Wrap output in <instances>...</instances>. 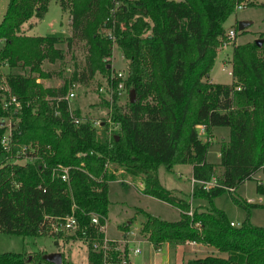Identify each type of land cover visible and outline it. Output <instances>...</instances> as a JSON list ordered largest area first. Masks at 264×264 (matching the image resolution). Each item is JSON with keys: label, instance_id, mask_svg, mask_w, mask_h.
<instances>
[{"label": "trees", "instance_id": "16d2710c", "mask_svg": "<svg viewBox=\"0 0 264 264\" xmlns=\"http://www.w3.org/2000/svg\"><path fill=\"white\" fill-rule=\"evenodd\" d=\"M50 1L8 0L0 22V69L9 70L0 72V233L49 236L56 245L81 240L87 264H131L127 245L105 242L100 226L109 216V183L138 179L143 194L180 211L178 220L167 221L135 208L143 216L139 233L155 248L194 241L217 252L181 264H264V226L250 221L251 209L260 204L235 193L258 172L264 174V30L257 38L260 45L256 39L233 45L231 83L209 79L225 37L223 24L237 4L254 6V0H56L70 17L72 36L22 33L31 17L43 18ZM75 38L86 47L88 76H105L111 89L109 114L100 126L70 108L65 96L73 79L59 87L37 82L49 77L45 61L62 58L58 45L65 41L70 47ZM114 46L127 60L123 80L113 74ZM120 82L134 93V101L129 98L124 107L118 104ZM9 93L19 107L4 106ZM200 127L207 136L213 127L229 129L218 164L206 159L209 142L201 139ZM22 146L27 152L35 148L29 161L16 160ZM186 164L195 179L190 192L161 184L160 165L171 171ZM212 177L219 185L204 189L202 181ZM260 180L255 190L264 197ZM223 192L246 212L239 225H231L213 203ZM194 199L207 204L192 207ZM69 216L75 228L54 230L53 223ZM45 253L0 252V264H52ZM61 255V264H75Z\"/></svg>", "mask_w": 264, "mask_h": 264}, {"label": "rangeland", "instance_id": "374dc122", "mask_svg": "<svg viewBox=\"0 0 264 264\" xmlns=\"http://www.w3.org/2000/svg\"><path fill=\"white\" fill-rule=\"evenodd\" d=\"M261 3H264V0H254V6L235 10L223 24L227 31L230 28L235 29V26H237L240 21L248 23L242 30L237 28L235 39L231 44L223 46L222 41L224 38L222 40L220 39L218 54L209 73V79L211 81L224 84L232 82L231 54L233 45L253 41L259 38L260 33L264 30L262 22L264 7L260 6ZM7 4L8 0H0V22L6 11ZM21 32L26 35L34 36H57L65 40L72 36L71 20L68 13L61 9L58 2L56 0H51L43 18L38 19L35 16L31 17L22 25ZM58 46L62 50V58L56 59L54 62L45 61L43 63V68L49 73V77L37 79V82L42 84L43 87H59L63 85L65 81L69 82L73 79L72 83L69 85V90L73 91L75 95L69 100L70 108L78 109L81 115L87 116L95 121L106 119L110 110L106 101L111 100V89L105 76L98 73L93 77L88 76L85 61L86 47L84 43L75 38L70 47H67L65 41ZM111 64L113 74L122 73L123 80L127 75V60L123 57L117 46H114ZM14 71L24 73L19 69H15ZM0 72L6 75L9 73V70L8 68L1 67ZM117 91L119 94L118 104L123 107L126 106L129 100V92L126 91L125 88L117 89ZM113 128L116 130L117 126L113 125ZM199 131L201 139L209 142L207 159L218 164L220 161V145L221 142L228 139L229 129L227 127H215V131L211 133L210 136L203 133L201 129H199ZM180 166L183 165H176L171 171H167L165 166L160 165L157 169L158 178L161 184L167 189L177 188L182 189L183 192H190L191 183L189 180L191 178V173L189 174V172H187V167L185 169V167ZM221 170V167L217 168L216 176L220 175ZM177 174H179V177ZM182 175H186L189 178ZM263 178L264 174L258 172L251 180H247L241 184L235 192L239 197L248 202L260 204L253 207L250 212V221L258 226H264V205H262L264 204V197L257 194L255 188L256 180H262ZM139 186L140 181L138 179L134 184H131L128 179L109 183V216L104 225L106 233H108L110 237H105L106 239L112 240L122 246L125 245V242L128 241V230L130 227L137 232L140 222L143 219L141 214L135 213V208L137 207L167 221H176L180 218V212L175 207L154 197L140 193L138 191ZM213 203L227 214L230 221L240 223L245 218V210L232 201L228 192H223L215 197ZM206 204L207 201L205 199L192 200V207ZM131 219L132 222H130ZM119 224H126V226L130 224V226L127 230L119 228V231ZM138 236L137 233V237ZM72 243H76V240L63 242L60 246V250L63 251L64 255L71 262L83 264L87 258L85 246H82L85 249L80 252L78 249H74ZM186 246L187 247H183V249L186 248L188 251V255H186L184 260L186 262L208 254L210 255L211 253L209 251H200L199 245L190 242ZM44 247L48 251L55 250V244L51 237L0 233V252H24L34 255L42 251L41 249ZM135 247L140 248L141 252L134 254L133 249ZM130 248L129 256L132 264H173L175 261H180L182 255L180 253L175 257L176 253L174 251H168L165 247H161L159 251H154L148 248L145 243H137L131 245ZM206 250L217 252L213 247H207ZM28 264L39 263L32 261Z\"/></svg>", "mask_w": 264, "mask_h": 264}, {"label": "built area", "instance_id": "2783aa9c", "mask_svg": "<svg viewBox=\"0 0 264 264\" xmlns=\"http://www.w3.org/2000/svg\"><path fill=\"white\" fill-rule=\"evenodd\" d=\"M245 7H246V4L243 3V2H241V3H239V4H237L235 6V10H241V9H243ZM235 36H236V30L234 28L228 29L226 31V33H225V37H224V39L222 41V45L223 46H226L227 44H231L232 41L235 39ZM117 76L120 77V78L123 77L122 76V73H118ZM117 89L118 90L119 89H123V82H120L118 84ZM5 91H8V88L7 87H4L3 92H5ZM74 95L75 94H74L73 91L68 90L65 98L68 99V100H70V99H72V97H74ZM10 105H14L16 107H19V101H18V99L14 95H11L9 93L8 98L7 97L6 98L4 97V106L5 107H9ZM100 124H102L101 121H99V120H97V121L93 120V125L100 126ZM199 129H201V131L203 132L202 127H200ZM199 133H200V131H199ZM9 136H10V129L8 130V132H6L4 134L3 139H2V144L5 145L6 143H8ZM33 152H35V148L31 147L30 150H29V152H27V146H22L20 148V150L18 151V154H19L20 157L19 158H16V160H19V161H29L30 158H31V156H32V154H33ZM66 177H67V169L66 168H63L62 171H61V178L63 180H65ZM258 182L264 184V180L263 181L260 180ZM190 183H191L190 186H191V189H192L193 184L195 183V179H193L191 177ZM202 184H203V188L204 189H208L209 187L219 185L218 184V180L215 177H212L209 181H204V182L202 181ZM188 213L191 214L192 211L190 210ZM91 221H92V223L97 224L98 223L97 216H93ZM230 224L231 225H239V223H235V222H232V221L230 222ZM52 225H53L54 230H58V229L71 230V229L75 228L76 221H75V219L73 217L69 216V217L63 218V220H61V222L58 225H56L54 223ZM100 230L105 231V225H101L100 226ZM104 241L106 242L107 239L105 238ZM190 242L195 243L194 241H190ZM103 246L105 247V244ZM93 248L96 249V250H99V247H97V245H95V244L93 245ZM139 251L140 250L138 248L133 249V253L134 254L139 253ZM42 264H44V263H42Z\"/></svg>", "mask_w": 264, "mask_h": 264}, {"label": "crops", "instance_id": "0c3cea01", "mask_svg": "<svg viewBox=\"0 0 264 264\" xmlns=\"http://www.w3.org/2000/svg\"><path fill=\"white\" fill-rule=\"evenodd\" d=\"M211 81V80H210ZM212 82H214V81H212ZM215 131V127H213L212 128V130H211V133H213ZM228 136H229V134H228ZM213 137V136H212ZM210 138V137H209ZM207 157H208V152H207V156H206V159H207ZM207 161L208 162H211V161H209L208 159H207ZM211 163H213V162H211ZM180 167H185V169H186V167H187V172H189V174L191 173V170H192V167H191V165H188V164H186V165H183V166H180ZM178 170V169H177ZM177 170H176V173H177ZM168 171V170H167ZM179 174H177V176H178ZM182 176H185V177H188V176H186V175H182ZM179 177V176H178ZM189 178V177H188ZM190 180H191V178H190ZM189 180V181H190ZM118 181V180H117ZM131 183V182H130ZM132 184V183H131ZM134 184V183H133ZM141 187H142V185H141V183H140V186H139V188H138V191L140 192V193H142L141 191H140V189H141ZM188 188V187H187ZM170 190H174L175 192L176 191H180V192H182V193H187L186 191L185 192H183L182 191V189H170ZM143 194V193H142ZM177 209V208H176ZM178 210V209H177ZM179 211V210H178ZM180 212V211H179ZM131 222V221H130ZM232 222H234V221H232ZM235 223H239V222H235ZM131 224V223H130ZM119 230V229H118ZM120 231V230H119ZM128 241L127 242H125V245H127V247H128V251L130 252V247H131V245H135V244H137V243H145L146 245H147V247L148 248H151V249H153L154 251H159L160 250V248L161 247H165L168 251H174L176 254H175V257H176V255L177 254H182L181 255V257L180 256H178V257H180V261H175V263H173V264H181V263H183V262H186V261H184L185 260V258H186V255H188V251H187V249L185 248V249H183V247H187L186 245L189 243V242H186V243H183V244H171V243H163L162 245H160L158 248H155L148 240H147V238L144 236V235H142V234H140L139 233V229H138V231L136 232L135 230H133V229H131V227H130V229L128 230ZM105 233H106V230H105ZM137 233H138V237H137ZM120 234H121V232H120ZM109 235H108V233H106L105 234V237L107 238ZM110 237V236H109ZM126 237H127V235H126ZM111 238H114V237H111ZM53 239V238H52ZM62 243H63V241H61V240H59L58 241V244L56 245L55 243V250H53V251H48L45 247L43 248V249H41V250H44V251H46V253H45V255L46 254H48V253H52V252H59L60 254H61V252H62V250H60V246L62 245ZM128 243V244H127ZM190 243H192V242H190ZM192 244H196V245H199L198 247L200 248V251H209V252H213L214 254L216 253V252H214V251H210V250H206L207 249V247L205 246V245H202V244H198V243H192ZM71 245V244H70ZM121 245V244H120ZM72 246H74V249H78L80 252L82 251V250H84L85 248L84 247H82V246H84V244L81 242V240H76V243H72ZM75 247H77V248H75ZM62 248V247H61ZM73 248V247H72ZM135 248H138V247H135ZM134 248V249H135ZM139 250H140V248H138ZM203 249H205V250H203ZM141 252V250L139 251V253ZM138 254V253H137ZM62 256V255H61ZM87 257V256H86ZM199 258V257H198ZM129 260L131 261V259H130V256H129ZM150 260H151V258H150ZM176 260V259H175ZM83 264H87V258H86V261L85 262H83ZM132 264V263H131ZM151 264H157V263H151Z\"/></svg>", "mask_w": 264, "mask_h": 264}, {"label": "water", "instance_id": "95a60500", "mask_svg": "<svg viewBox=\"0 0 264 264\" xmlns=\"http://www.w3.org/2000/svg\"><path fill=\"white\" fill-rule=\"evenodd\" d=\"M248 23L244 22V21H240L238 23V29L242 30ZM255 42L260 45L261 44V40L256 39ZM129 98L130 101L133 102L134 101V93L130 92L129 94ZM44 259L52 264H61L62 263V256L59 252H52V253H48L46 255H44ZM196 264V263H193Z\"/></svg>", "mask_w": 264, "mask_h": 264}]
</instances>
